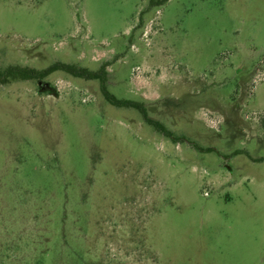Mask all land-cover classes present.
I'll use <instances>...</instances> for the list:
<instances>
[{
	"label": "rangeland",
	"instance_id": "374dc122",
	"mask_svg": "<svg viewBox=\"0 0 264 264\" xmlns=\"http://www.w3.org/2000/svg\"><path fill=\"white\" fill-rule=\"evenodd\" d=\"M152 1V3H151ZM0 0V264H264V0ZM240 151V154L234 152Z\"/></svg>",
	"mask_w": 264,
	"mask_h": 264
},
{
	"label": "trees",
	"instance_id": "16d2710c",
	"mask_svg": "<svg viewBox=\"0 0 264 264\" xmlns=\"http://www.w3.org/2000/svg\"><path fill=\"white\" fill-rule=\"evenodd\" d=\"M167 0H161L157 2V6H160L164 4ZM152 3V1H151ZM107 66L106 63H104L98 70L96 71H90L84 68H78L72 64H62V63H54L50 66H48L45 69L42 70H37L33 68H28V67H21V66H7L6 68H0V84L6 85L14 82H19V81H31L35 80L38 82H42V80L49 76L50 74L56 72V71H61L64 73H67L73 77L79 78V79H84L87 81L90 80H95L98 81L99 83V90L100 93L103 97V99L111 106L116 107V108H125V109H133L138 112V114L141 116L143 121L149 125L150 127L153 128V130L163 136L166 139L171 140L173 143L181 142L184 143L186 142L189 144L194 150L196 151H205V152H211L213 151L211 148H201L197 144H194L188 140H186L183 137H176L173 135L172 132H170L163 124H161L158 121H155L151 118L148 117L146 109L143 104L139 102H135L132 100H125V99H117L115 96H113L108 90H107V79H106V72H105V67ZM45 90L47 91L52 90L50 86H47L45 83ZM264 123V119H263ZM242 152L236 151L234 154H240ZM248 158L252 162H263L264 157L261 158H253L251 156H248Z\"/></svg>",
	"mask_w": 264,
	"mask_h": 264
},
{
	"label": "water",
	"instance_id": "95a60500",
	"mask_svg": "<svg viewBox=\"0 0 264 264\" xmlns=\"http://www.w3.org/2000/svg\"><path fill=\"white\" fill-rule=\"evenodd\" d=\"M41 84H42L41 82H38V86L40 87V88H39V91H40V92L43 90V88H41Z\"/></svg>",
	"mask_w": 264,
	"mask_h": 264
}]
</instances>
